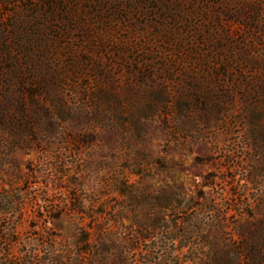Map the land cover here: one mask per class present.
Returning a JSON list of instances; mask_svg holds the SVG:
<instances>
[{"label": "rangeland", "instance_id": "rangeland-1", "mask_svg": "<svg viewBox=\"0 0 264 264\" xmlns=\"http://www.w3.org/2000/svg\"><path fill=\"white\" fill-rule=\"evenodd\" d=\"M0 264H264V0H0Z\"/></svg>", "mask_w": 264, "mask_h": 264}, {"label": "trees", "instance_id": "trees-1", "mask_svg": "<svg viewBox=\"0 0 264 264\" xmlns=\"http://www.w3.org/2000/svg\"><path fill=\"white\" fill-rule=\"evenodd\" d=\"M88 252V251H87ZM87 252L85 251L84 254H87Z\"/></svg>", "mask_w": 264, "mask_h": 264}]
</instances>
